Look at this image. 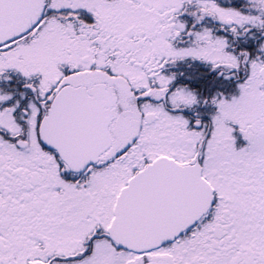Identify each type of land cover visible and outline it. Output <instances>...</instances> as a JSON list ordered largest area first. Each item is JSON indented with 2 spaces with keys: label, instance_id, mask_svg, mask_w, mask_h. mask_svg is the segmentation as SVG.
<instances>
[{
  "label": "snow or ice",
  "instance_id": "6c2138e0",
  "mask_svg": "<svg viewBox=\"0 0 264 264\" xmlns=\"http://www.w3.org/2000/svg\"><path fill=\"white\" fill-rule=\"evenodd\" d=\"M0 264H264V0H0Z\"/></svg>",
  "mask_w": 264,
  "mask_h": 264
}]
</instances>
